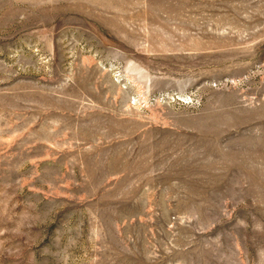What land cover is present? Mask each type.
I'll use <instances>...</instances> for the list:
<instances>
[{"label": "rangeland", "instance_id": "374dc122", "mask_svg": "<svg viewBox=\"0 0 264 264\" xmlns=\"http://www.w3.org/2000/svg\"><path fill=\"white\" fill-rule=\"evenodd\" d=\"M0 264H264V0H0Z\"/></svg>", "mask_w": 264, "mask_h": 264}]
</instances>
